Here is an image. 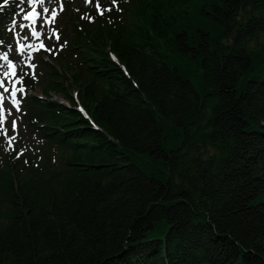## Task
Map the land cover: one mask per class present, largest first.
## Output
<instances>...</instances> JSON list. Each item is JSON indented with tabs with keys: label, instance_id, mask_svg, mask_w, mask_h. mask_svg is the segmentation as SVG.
I'll use <instances>...</instances> for the list:
<instances>
[{
	"label": "trees",
	"instance_id": "obj_1",
	"mask_svg": "<svg viewBox=\"0 0 264 264\" xmlns=\"http://www.w3.org/2000/svg\"><path fill=\"white\" fill-rule=\"evenodd\" d=\"M111 3L19 81L41 146L0 139V264H264V0Z\"/></svg>",
	"mask_w": 264,
	"mask_h": 264
},
{
	"label": "rangeland",
	"instance_id": "obj_2",
	"mask_svg": "<svg viewBox=\"0 0 264 264\" xmlns=\"http://www.w3.org/2000/svg\"><path fill=\"white\" fill-rule=\"evenodd\" d=\"M97 3L100 5L99 8H97ZM2 4L0 8L6 12L5 15H0V33L4 32L0 40V82H3V86L0 87V95L3 96V100H0V110L3 116L0 122V139L7 149L11 150L16 146L22 151L30 152L39 148L41 144L36 133L26 126L24 92L20 88V82L18 85V80L28 72L33 80L38 82L35 89L28 93L44 96L39 80L40 78H51L46 70L52 67L57 72V78L67 77L69 71L65 66L66 59H71L72 55H76L72 58L76 60L81 53L86 52L83 45L73 44L68 35V29L72 27L74 19L84 13L88 16L87 23L95 24L101 16L99 11L113 4L111 0H92L91 3H87L86 0H10L7 3L3 1ZM61 5L63 6L62 11ZM45 8L49 11L45 12ZM53 10L58 13L54 21L51 19ZM33 11L36 14L26 19L28 13ZM72 32L74 33L73 30ZM57 35L59 39L56 38ZM41 44L44 45L43 48ZM4 53L8 54L9 60L16 66L15 75L12 74L13 70L7 67L9 61L3 59ZM59 54L63 55L59 56ZM180 60L187 65L186 59ZM46 66L48 68H45ZM6 72L7 75H5ZM198 78V75L194 74L195 83H199ZM5 88L8 89L7 92L4 91ZM70 93L74 97L76 89H72ZM49 96L67 104V99L53 91L49 92ZM13 121L16 122L15 128L12 126ZM166 137L168 141L164 143L165 148L174 145L177 141L175 135L168 134ZM41 150H44V147ZM149 159L147 155H139L137 162L144 165Z\"/></svg>",
	"mask_w": 264,
	"mask_h": 264
},
{
	"label": "snow or ice",
	"instance_id": "obj_3",
	"mask_svg": "<svg viewBox=\"0 0 264 264\" xmlns=\"http://www.w3.org/2000/svg\"><path fill=\"white\" fill-rule=\"evenodd\" d=\"M8 2V0H5V3H7ZM86 2L87 3H91L92 2V0H86ZM113 2L115 3V0H113ZM100 7V5H99V3H97V8H99ZM63 10V6L61 5V11ZM108 10H110V9H108ZM44 11L45 12H47V11H49L47 8H45L44 9ZM36 13L33 11V12H30V13H28V15L25 17L26 19H30L33 15H35ZM58 13H56L55 12V10H53V13H52V17H51V19L54 21L55 20V17H56V15H57ZM101 15L103 14V12H101L100 13ZM36 35H39V33H35ZM57 39H59V36L57 35V37H56ZM41 47L43 48L44 47V45L43 44H41ZM62 47V46H61ZM23 48V46L21 45V49ZM3 59L4 60H8L9 62H8V65H7V67L10 69V70H13V72H12V74L13 75H15V71H14V69H15V65L14 64H12V62L9 60V57H8V54L7 53H4L3 54ZM8 73L6 72L5 73V75H7ZM3 86V82H0V87H2ZM4 91L5 92H7L8 91V89H4ZM13 95H15V93H13ZM0 100H3V96L2 95H0ZM14 103H15V101H14ZM2 120H3V116H2V110H0V122H2ZM12 126H13V128H15L16 127V122L15 121H13L12 122ZM14 139V138H13ZM9 142H11V141H9Z\"/></svg>",
	"mask_w": 264,
	"mask_h": 264
}]
</instances>
